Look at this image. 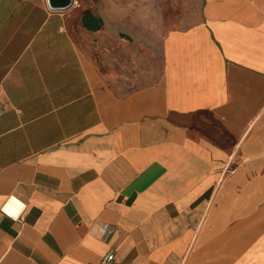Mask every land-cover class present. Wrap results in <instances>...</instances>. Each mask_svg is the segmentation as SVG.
<instances>
[{"label":"crops","instance_id":"obj_1","mask_svg":"<svg viewBox=\"0 0 264 264\" xmlns=\"http://www.w3.org/2000/svg\"><path fill=\"white\" fill-rule=\"evenodd\" d=\"M9 195L0 264H264V0H0Z\"/></svg>","mask_w":264,"mask_h":264},{"label":"built area","instance_id":"obj_2","mask_svg":"<svg viewBox=\"0 0 264 264\" xmlns=\"http://www.w3.org/2000/svg\"><path fill=\"white\" fill-rule=\"evenodd\" d=\"M26 208L24 201L15 195L7 196L0 205V211L9 218L21 222L23 220V213ZM103 239H107L114 227L107 223H100L98 226ZM97 264H119L116 256L112 250L105 253Z\"/></svg>","mask_w":264,"mask_h":264},{"label":"water","instance_id":"obj_3","mask_svg":"<svg viewBox=\"0 0 264 264\" xmlns=\"http://www.w3.org/2000/svg\"><path fill=\"white\" fill-rule=\"evenodd\" d=\"M49 8L54 10H65L73 4V0H46Z\"/></svg>","mask_w":264,"mask_h":264}]
</instances>
